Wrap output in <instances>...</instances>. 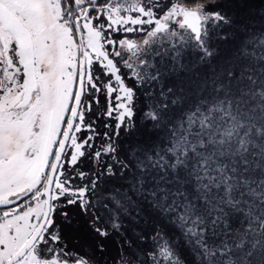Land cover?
<instances>
[{"label":"snow or ice","instance_id":"obj_1","mask_svg":"<svg viewBox=\"0 0 264 264\" xmlns=\"http://www.w3.org/2000/svg\"><path fill=\"white\" fill-rule=\"evenodd\" d=\"M0 264H264V0H0Z\"/></svg>","mask_w":264,"mask_h":264}]
</instances>
